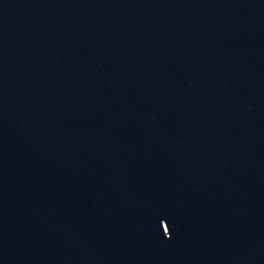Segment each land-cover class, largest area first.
I'll use <instances>...</instances> for the list:
<instances>
[{
	"label": "water",
	"instance_id": "95a60500",
	"mask_svg": "<svg viewBox=\"0 0 264 264\" xmlns=\"http://www.w3.org/2000/svg\"><path fill=\"white\" fill-rule=\"evenodd\" d=\"M0 264H264V0H0Z\"/></svg>",
	"mask_w": 264,
	"mask_h": 264
}]
</instances>
